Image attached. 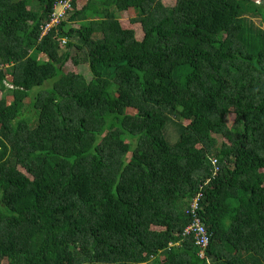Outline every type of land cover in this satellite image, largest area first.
<instances>
[{
    "label": "trees",
    "instance_id": "obj_1",
    "mask_svg": "<svg viewBox=\"0 0 264 264\" xmlns=\"http://www.w3.org/2000/svg\"><path fill=\"white\" fill-rule=\"evenodd\" d=\"M55 2L0 0V264H264V0H75L40 38Z\"/></svg>",
    "mask_w": 264,
    "mask_h": 264
},
{
    "label": "built area",
    "instance_id": "obj_2",
    "mask_svg": "<svg viewBox=\"0 0 264 264\" xmlns=\"http://www.w3.org/2000/svg\"><path fill=\"white\" fill-rule=\"evenodd\" d=\"M75 0H56L55 5H54V10L52 12V18L50 16V21L49 23L45 26L46 29L48 27L53 26L51 28L57 27L65 18L68 14L73 12V9L71 7V4ZM61 9V13L59 15H55L54 12L57 9ZM53 20V22H52ZM44 28V30H45ZM43 30V31H44ZM197 204H198V199L196 198L193 202L192 206V213L197 209ZM187 233H192L194 232V244L197 248L200 249V255L202 254L203 250L208 246L209 244V236L207 234V231L202 223L197 218H194V223L190 228L186 230Z\"/></svg>",
    "mask_w": 264,
    "mask_h": 264
},
{
    "label": "rangeland",
    "instance_id": "obj_3",
    "mask_svg": "<svg viewBox=\"0 0 264 264\" xmlns=\"http://www.w3.org/2000/svg\"><path fill=\"white\" fill-rule=\"evenodd\" d=\"M61 11L62 10L59 8V9H57L54 12V14L55 15H59L61 13ZM50 16L52 18V14ZM66 18H67V16H66ZM129 18H130V16L128 17V19ZM49 21H50V17H49V20H48L47 24L49 23ZM52 22H53V20H52ZM253 23L255 24V26H257V27H259V28L264 30V23L260 22V19L253 20ZM45 26H43V28H42L40 38H43L45 35H47L53 29V28H51L53 26L48 27V29H46ZM44 28H45V30H44ZM135 28H137V27H135ZM71 54H74V50L71 51ZM35 58L42 59L41 55L39 56L37 54H35ZM63 70H64V72H72L73 70H75L78 73H81L83 75H87V67L86 66L74 67V65L72 63H70V62H68L64 66ZM175 122H177V120L173 116H170V122L168 123V125H167V127L165 129L166 138H167V140L170 143H174L177 140V137H178V133H177V129H176V126H175ZM229 123H230V120L228 121V124Z\"/></svg>",
    "mask_w": 264,
    "mask_h": 264
}]
</instances>
